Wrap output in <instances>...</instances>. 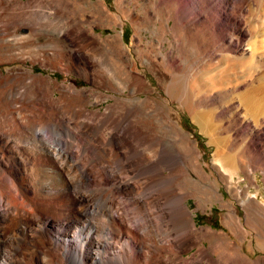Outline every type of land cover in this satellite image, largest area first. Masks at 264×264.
Instances as JSON below:
<instances>
[{
    "label": "bare ground",
    "instance_id": "bare-ground-1",
    "mask_svg": "<svg viewBox=\"0 0 264 264\" xmlns=\"http://www.w3.org/2000/svg\"><path fill=\"white\" fill-rule=\"evenodd\" d=\"M55 1L0 0V13L8 9L14 13L11 20H0V62L7 58L1 50L9 44L38 53L53 42H42L40 35L46 31L50 35L49 28L55 27L59 16L52 6ZM153 4L167 14V18L160 14L161 19L159 15L153 19L154 32L164 35L152 40L153 49L163 50L166 34L182 42L177 44L176 54L164 55L167 76L157 77L169 93L175 91L183 100L188 98L189 91L179 84L180 78L198 67L197 60L215 61V46L239 52L243 58L260 59L258 69L253 70L256 76L240 83L245 87L239 95L242 104L231 99V103L226 102V112L234 110L236 121L246 131L253 128L246 117L254 116L258 125L254 134L263 139L264 0H156ZM255 10L258 13L252 15ZM71 28L64 29L58 40L68 42L72 35L73 40L80 38L97 46L96 38L94 42L85 35L87 31ZM185 46L189 54L183 52ZM88 63L93 66L90 60ZM138 68L136 64L125 66L118 89L109 76L96 75L95 85L122 92L123 97L63 86L58 98L53 89L44 96L46 110H41L38 102L40 76L21 68L0 75V85L11 89L0 98V264H55V259L65 264L71 258H78L79 264H149L153 259L154 264H260L242 247H233L227 234L196 225L188 198H197L199 206L201 200L216 197L228 207L231 200L223 199L183 128L169 119L160 100L151 99L153 88ZM226 91H216L214 96L219 99ZM92 97H111L115 102L106 112L98 113L88 107ZM64 98L75 100L80 107L77 113L84 119L78 124L60 122L56 108ZM198 105V101L193 102V119L202 130L213 133L212 142L217 143L214 163L234 173L237 149L225 150L227 139L215 135L206 112ZM241 105H245L247 116ZM118 110H123L124 119ZM228 183L231 196L241 197L239 186L233 180ZM234 219L229 212L224 223L246 238L249 232L238 222L237 231ZM260 236L255 238L257 242ZM205 239L211 242L210 249ZM193 247H198L197 252L185 257L183 254Z\"/></svg>",
    "mask_w": 264,
    "mask_h": 264
},
{
    "label": "rangeland",
    "instance_id": "rangeland-1",
    "mask_svg": "<svg viewBox=\"0 0 264 264\" xmlns=\"http://www.w3.org/2000/svg\"><path fill=\"white\" fill-rule=\"evenodd\" d=\"M155 1L153 0V2ZM153 2H151V0H56L52 6L57 9L59 16L54 24L55 27L53 26L54 29L49 28L51 29L49 32H51L52 35H48L47 31L44 32L45 34L42 33L40 35L42 42L45 43V41L48 40L50 42L54 39L53 42H50V45L48 46L46 45L45 47H42V50L38 53L34 50L30 51V49H15V46L9 44L1 51L7 55V58L14 57V59L10 60L5 58V60L0 62V75H6L10 72L12 73L21 68L31 70L32 75L40 76L38 102L40 109L46 110L43 100L44 96L46 97L48 94L47 92L53 89V91H55L53 94L54 97L58 98L61 96L60 89L63 86L72 85L78 91L93 90L94 93L102 91L111 95L123 97L125 94L122 92L99 88L94 84L95 77L98 74H105V76L107 75L106 77L109 76L112 84H115L114 86H117L118 89L120 88V79L125 76V66L131 64L138 65V71L146 78L153 88V91L150 94L151 99L157 98L160 100L167 110L169 119L183 128L185 135L188 136L196 146L201 164L205 167L207 173L211 176V179L214 182H217V188L219 193H221V196H223V199L226 201L231 200L228 207L223 206L222 200H219L216 197L209 200H201V206H199L197 198H188L186 203L196 225L199 228L210 227L217 232L224 233L225 235L227 234L226 237L231 241L230 243L233 247H242L244 253L248 255L250 254L252 259L260 260V264H264V246H262L264 245V233L261 234V236L259 235L262 242L261 240L257 242V240L253 239V235H249L247 240L243 234H238L236 231H230L229 227H227L228 225H226V222L224 221L225 214L231 212L236 218L234 220H237L232 222L233 226L235 224L234 227H236V223L238 222L244 229L245 224L242 216V205L251 198L256 201H264V136L263 139H260L254 134V128L258 125H256L257 122L254 124V116L251 117L248 115V118L245 105H241L242 107H240V109L242 113L244 112L243 114H246V119L251 120V127L253 126V128L250 127L251 129L249 131H246L244 128L245 126L241 122L236 121L234 110H231L232 112L234 111L233 113L230 112V110L226 112L228 102L231 103L233 100H236L242 104L243 100L241 97L239 99V95L244 91L245 87L241 84L251 79L253 75L256 76L257 73L253 72V70L256 71V69H258L256 63L258 64V60L260 59L254 60L250 57L243 58L239 52H232L230 50L224 51L223 49H217L218 47L215 46L214 52L218 53L215 61L204 62V60H197L196 62H199L198 67L193 70H187L183 77L180 78L182 81H180L179 84L187 87V90L189 91L188 98L183 100L175 91L169 93L165 88L160 86L157 77L167 76L165 70L166 59L164 55L171 53L176 54L175 48L179 47L180 45L177 46V44H181L182 42L179 37H172L170 34H166L165 37L167 40L165 41V47L162 48L163 50L156 51L153 49L151 46L152 40H155L158 36L159 38H164V35H159L154 32L153 22L157 19L158 15L159 19L162 17L167 18V14H165L166 10L162 8L164 10L163 12V10L157 6L160 10L158 11L155 6L157 4H153ZM101 5H104V7ZM48 6L50 5L48 4ZM45 8H47V6H44V9ZM103 8H106L107 12ZM12 11L13 10L8 9V11L0 13V20H11L14 16ZM255 11V13L252 12V15L258 13L257 10ZM253 20L254 19L252 18L251 21ZM171 23L173 24V21H171ZM72 24L73 26H71ZM70 28L74 29V31L75 29L83 30L84 32L87 31L88 34L85 33V35L88 37L90 36L92 41H97V46L95 47L93 44L80 38L73 40L72 35L69 37L70 41L68 40V42L58 40L64 29L67 30ZM90 29L92 30L90 31ZM23 30L27 31L28 29L24 28ZM94 38H96V41ZM168 39L171 41L170 44ZM55 41L57 43H55ZM98 41L101 43H98ZM182 50L186 54H189L190 52L189 49H186V46ZM45 53L48 55L46 56ZM246 59L249 60L247 61ZM89 60L93 63V66L91 63L89 65ZM250 60H253V64ZM262 64V67L264 68V62H262ZM114 69L117 70L115 71ZM238 84L241 86L237 87ZM4 86L6 85H0V98L2 95V97H4V94L7 96L8 93H11V89H8L9 87L7 86L6 89ZM216 91H226L227 94L216 99L214 96ZM125 92L128 93V91ZM141 96L146 97L147 95L142 94ZM63 100L62 104L56 108L60 122L74 125L78 124L77 122H81L84 118L77 113L80 107L75 100L72 99L77 105L67 98H64ZM195 101H198L199 104L197 108L206 112L207 117L209 118L208 122H210L211 126L213 125L212 127L215 129V135L219 138L221 137L220 139H224V141L225 138L227 140L228 138L230 139L228 140L229 143L227 140L224 142V144L226 143V147H224L226 148L225 150L229 152L231 151V148L233 151H236L235 148L237 149V167L234 173L226 172L219 168L220 166L218 164L216 165V163H214L217 143L212 142V135H210L213 134L211 133L212 131L202 130L194 121L192 107L193 102ZM114 102L115 100L111 97H105L102 100L97 97H92L88 107L98 113H104L106 112L107 107ZM76 107L78 108L76 109ZM242 109L244 111H242ZM117 114L123 115L122 119L125 118L123 110H118ZM261 116V120L264 119L263 114ZM235 123H238V125H235ZM231 136L233 140L231 139ZM238 147H241V150L238 149ZM237 152L234 153L237 154ZM243 152L247 153L243 154ZM239 156L241 159H238ZM242 158L245 159L243 160ZM195 178L197 177L195 176ZM229 180H233L239 186L240 190H242L241 197H237L236 195L231 196L227 188V184L230 182ZM202 182L206 185L210 184V181L208 180H202ZM258 224L260 225V223ZM251 239L253 240L251 241ZM244 241L249 244L251 242L254 244L257 243L262 246V249L259 246V248H256L254 251H250L248 250V244L244 243ZM204 242L205 246L210 249L211 242L206 239ZM197 250L198 247H193L183 255L185 257H190L196 253ZM54 262L55 264H62L57 262L56 259ZM64 263L79 264V259L71 258V261H66ZM150 263L154 264V259Z\"/></svg>",
    "mask_w": 264,
    "mask_h": 264
},
{
    "label": "crops",
    "instance_id": "crops-1",
    "mask_svg": "<svg viewBox=\"0 0 264 264\" xmlns=\"http://www.w3.org/2000/svg\"><path fill=\"white\" fill-rule=\"evenodd\" d=\"M256 200H254V201H251L250 202V200L249 201H247V202H245L243 205H242V209H243V222H244V229L247 231V232H249V235L250 236H254V238L253 239H255L256 238V236H257V234H258V236H257V238L256 239H258V237H259V235H261V234H263L264 233V201H256ZM251 204V206H250V204ZM256 204V205H255ZM256 206H258V208L256 207ZM256 207V208H255ZM246 208V209H245ZM253 211H252V210ZM248 210V211H247ZM259 210V211H258ZM261 211V212H260ZM249 212V213H248ZM246 217H248V218H246ZM260 218V219H259ZM258 219V220H257ZM261 221H262V223H263V225H259L258 223H261ZM248 222V223H247ZM247 223V224H246ZM252 223V224H251ZM250 226H249V225ZM263 226V227H262ZM257 227V228H256ZM257 230H256V229ZM254 229V230H253ZM258 229H259V231H258ZM260 230L262 231V233H260ZM248 235V236H249ZM248 236L246 237V239L248 240ZM253 239H251V241L253 240ZM255 239V240H256ZM260 239V238H259ZM261 240V239H260ZM260 240H258V242L260 241ZM244 243H247L248 244V248L250 249L251 247V249H250V251L251 250H255L256 248H259L258 247V245L256 244H253V242H251L250 244L248 243V242H245L244 241ZM249 245H251V247L249 246ZM254 245H255V247H254ZM260 246V245H259ZM248 249V250H249Z\"/></svg>",
    "mask_w": 264,
    "mask_h": 264
}]
</instances>
